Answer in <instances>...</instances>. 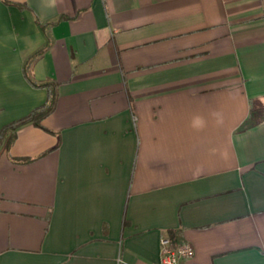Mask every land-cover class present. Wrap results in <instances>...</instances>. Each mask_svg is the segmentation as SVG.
<instances>
[{
  "label": "crops",
  "instance_id": "0c3cea01",
  "mask_svg": "<svg viewBox=\"0 0 264 264\" xmlns=\"http://www.w3.org/2000/svg\"><path fill=\"white\" fill-rule=\"evenodd\" d=\"M46 44L48 130L0 149V264H161L162 237L264 264V0H0V130L46 101Z\"/></svg>",
  "mask_w": 264,
  "mask_h": 264
},
{
  "label": "trees",
  "instance_id": "16d2710c",
  "mask_svg": "<svg viewBox=\"0 0 264 264\" xmlns=\"http://www.w3.org/2000/svg\"><path fill=\"white\" fill-rule=\"evenodd\" d=\"M38 23L39 20H37ZM40 25L43 28H46L49 24L45 23H40ZM48 44H46L43 48L37 50L34 52L32 55L28 57L26 60V63L24 65V74L29 81V83L33 87L37 88H46L47 89V98L46 101L32 109L27 115H25L22 118H19L17 120H14L6 125H4L1 130H0V149L2 147H6L9 149L10 145L12 142L15 140L16 135H17V130L19 127L26 125L28 123H33L36 126L42 127L44 129H47L41 124V119L51 113L56 104V98H57V87H58V82L55 80H44V81H37L34 80L28 73V70L30 68L31 63L40 55L44 53V51L48 48ZM254 117L257 119V121H260L261 119L264 118V114H254ZM48 130V129H47ZM18 161H27L29 159L23 158V159H17Z\"/></svg>",
  "mask_w": 264,
  "mask_h": 264
},
{
  "label": "built area",
  "instance_id": "2783aa9c",
  "mask_svg": "<svg viewBox=\"0 0 264 264\" xmlns=\"http://www.w3.org/2000/svg\"><path fill=\"white\" fill-rule=\"evenodd\" d=\"M195 254L190 244L174 245L170 238L161 239V264H180L183 260L191 259Z\"/></svg>",
  "mask_w": 264,
  "mask_h": 264
}]
</instances>
